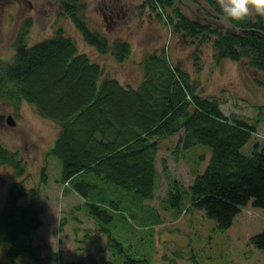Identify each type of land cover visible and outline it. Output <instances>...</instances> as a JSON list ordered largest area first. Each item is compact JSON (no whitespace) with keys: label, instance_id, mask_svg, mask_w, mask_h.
Wrapping results in <instances>:
<instances>
[{"label":"trees","instance_id":"1","mask_svg":"<svg viewBox=\"0 0 264 264\" xmlns=\"http://www.w3.org/2000/svg\"><path fill=\"white\" fill-rule=\"evenodd\" d=\"M48 1L57 8L51 35L30 44L33 19L25 18L11 41L13 57H0V103H10L17 113L28 103L44 120L58 125L46 155L59 159L62 180L69 189L91 204L113 202L111 194L120 189L152 199L161 146L175 135L176 148L187 150L198 144L211 148L207 166L195 173L189 189L193 205L215 219L219 228L231 227L241 208L250 202L264 209V150L257 145L249 153L242 150L258 130V121L224 114L221 103L203 96L182 62L173 60L165 48L148 53L140 62L143 77L138 85L121 82L93 55L81 52L67 29L73 24L88 46L101 56H115L119 62L131 55L130 42L111 41L100 28H92L87 0ZM205 1L228 25L193 20L177 0H144L140 8L147 7L163 24L173 25L175 33L192 41L214 36L216 61H242L264 74V19L250 15L235 21L223 13L216 0ZM61 19L70 23H60ZM1 168L18 177L26 171L21 153L0 141ZM179 189L171 191L173 197H179ZM32 194L23 181L14 180L0 202V264H17L24 256L33 264H153L125 249L113 235L116 245L124 250L120 260H100L88 254L67 261L59 252L45 253L34 241L42 224V206L23 202ZM85 206L87 211L88 204ZM91 213L102 218L94 206ZM113 242L111 239L110 246H115ZM251 243L264 251V231L253 236Z\"/></svg>","mask_w":264,"mask_h":264},{"label":"rangeland","instance_id":"2","mask_svg":"<svg viewBox=\"0 0 264 264\" xmlns=\"http://www.w3.org/2000/svg\"><path fill=\"white\" fill-rule=\"evenodd\" d=\"M143 2L119 0V4L111 5L110 0H87L92 28H100L111 41L124 39L130 42L131 55L123 62L113 55H99L84 42L77 30H73V24L67 30L76 39L81 52L93 55L111 76L125 84L138 85L143 77L140 62L148 53L165 48L173 60L182 62L197 81L203 96L216 98L221 103L224 114H238L250 121H258V130L242 150L249 153L255 145L264 150V86L257 80L264 82V74L251 70L242 61H216L214 36L192 41L175 33L173 25L163 24V20L152 15L147 7L140 8ZM177 2L191 19H201L216 26L228 25L205 0ZM105 7L109 14L115 15L116 24L110 26L104 22L101 10ZM56 15L57 8L48 0H0V57H13L11 41L22 20L33 19L28 37L32 44L51 35ZM251 16L264 19L255 12ZM66 21L59 20L70 23ZM9 115L13 116L16 125H8ZM58 130V125L44 120L28 103H23L18 113L10 103H0V141L10 149L18 150L26 164L25 175L21 177L14 172L9 174L5 168L0 169V202L3 203L7 188L14 180L23 181L33 190L23 202L42 206V224L34 241L42 245L45 253L59 252L67 261L88 254L97 259L101 257L100 260L103 257L120 260L124 250L116 245V240L128 251L145 256L153 264H264V251L251 243L253 236L264 231L263 208L250 202L241 208L231 227L221 229L215 219L192 203L189 187L195 173L202 172L207 166L210 146L198 144L187 150L176 148L178 137L170 136L163 141L158 155L159 178L152 199L120 189L111 194L113 202L104 200L91 204L62 180L59 159L46 155ZM177 187H180V195L176 198L171 191H176ZM85 203L88 204L87 211ZM91 206L102 218L91 213ZM111 239L115 246H110ZM112 251L116 253L112 254ZM16 263L33 264L27 256L17 259Z\"/></svg>","mask_w":264,"mask_h":264},{"label":"clouds","instance_id":"3","mask_svg":"<svg viewBox=\"0 0 264 264\" xmlns=\"http://www.w3.org/2000/svg\"><path fill=\"white\" fill-rule=\"evenodd\" d=\"M223 13L232 20L243 21L253 12L264 16V0H217Z\"/></svg>","mask_w":264,"mask_h":264},{"label":"flooded vegetation","instance_id":"4","mask_svg":"<svg viewBox=\"0 0 264 264\" xmlns=\"http://www.w3.org/2000/svg\"><path fill=\"white\" fill-rule=\"evenodd\" d=\"M110 3H111V5L112 4H119V0H115V1L110 0ZM107 11H108V8L105 7L104 9L101 10V13H102V16L104 18H106L108 25L111 26L112 24H116L117 21H115V19H114L115 15L112 13L109 14ZM113 11L115 12L114 8H113ZM2 118H4V117L2 116Z\"/></svg>","mask_w":264,"mask_h":264},{"label":"water","instance_id":"5","mask_svg":"<svg viewBox=\"0 0 264 264\" xmlns=\"http://www.w3.org/2000/svg\"><path fill=\"white\" fill-rule=\"evenodd\" d=\"M193 20H197V19H193ZM200 21H202L201 19H200ZM249 32H251V31H249ZM254 32V30L252 31V33ZM7 123H8V125H10V126H14V125H16V121H15V119L13 118V116L12 115H9L8 117H7Z\"/></svg>","mask_w":264,"mask_h":264}]
</instances>
